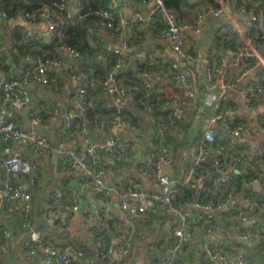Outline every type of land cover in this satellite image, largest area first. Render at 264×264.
I'll use <instances>...</instances> for the list:
<instances>
[{"label": "crops", "instance_id": "crops-1", "mask_svg": "<svg viewBox=\"0 0 264 264\" xmlns=\"http://www.w3.org/2000/svg\"><path fill=\"white\" fill-rule=\"evenodd\" d=\"M126 3L123 20H116V31L112 34L108 28H97L87 39L89 51L82 60L69 54L62 57L63 66L53 69L55 81L42 84L34 80L28 87L29 102L21 110L9 107L8 117L16 126L23 129L36 128L47 137L53 146L58 145L59 133L64 124V114L68 111L80 112L79 98L73 90L82 85L77 75L84 70L99 83L101 78L97 71L100 67L109 66L116 49H122L123 41L128 47L123 49V66L127 72L145 70L152 73L151 92L156 100L164 98H180L187 101L188 108L179 122L171 120L167 128L166 138L161 141L150 115L137 105L132 98H125L123 106L136 118L132 129L115 128L114 119L109 113L96 111L95 120L90 128L81 132L80 119L75 120L76 133L70 136L64 147L80 149L94 146L106 169V180L112 186L126 189L139 184L145 192L158 191L161 186L148 175L141 164L149 160L150 152L155 154L151 162L160 159L159 148L168 146L173 153V162L164 166L163 174L175 185L178 192L175 203L180 212L188 211L197 216L199 225L191 238L185 239L176 252L172 230L179 220V214H169L164 206L149 199H136V203L144 206L147 218H132L117 203L116 196L107 200L97 192L87 179L84 171L72 168L68 158L54 152L48 156H33L29 147L17 141L1 142L0 148L9 145L14 151L28 159L34 165L29 176L21 177L10 174L13 184L21 185L32 196V210L28 228L22 227L23 219L15 209V203L9 202L0 211V264H45L46 246L62 247L72 243L82 251V255L72 253V264H113L116 260L114 251L111 256L103 257L99 243L112 245L115 250L133 233L132 249L127 257V264H162L166 259L174 257L176 264H238L243 257L246 264H264V100L244 99L241 91L247 85L257 87L264 84V65L257 62L264 58V46L255 45V50L247 59L240 60L236 51L237 38L222 34L219 28L224 23L235 21L247 23L246 16L237 10L242 0H212L227 3L230 9L223 15L208 14L200 32H186L187 48L191 52L189 60H183L170 46L164 33V25L160 18H149L152 0H119ZM194 6L183 8L179 13L180 21L191 22L199 11L208 3L207 0H193ZM79 0H70L69 9L79 10ZM137 14L144 19L139 20ZM21 34L17 41L14 31ZM45 32L42 40L29 42L26 35L29 31ZM244 33V37L246 33ZM53 32L49 33L45 21L29 22L21 16L0 23V68L11 64L19 75L32 66V58L54 56L56 43ZM12 50L18 59L10 53ZM164 54L166 63L160 62ZM73 59V60H72ZM207 60L219 67L211 88L206 77ZM171 61H176L185 69L191 79L195 97L190 98L186 87L175 80ZM245 68L251 72L235 87L226 88L227 81L234 80ZM92 74V76H91ZM101 95L102 91L99 92ZM219 97L232 113L228 119L243 126L242 133L235 138L224 137L221 124L211 125L209 115L212 106L208 102V94ZM92 106L93 96L89 95ZM2 98L0 93V99ZM51 105L58 111L55 119H50ZM40 114L43 121L37 125L32 122L31 114ZM208 128L215 131L217 141L209 150L207 167L210 173L194 188L181 184L194 153L197 141ZM120 135L123 143L130 150L127 158L115 160L111 154L102 149L101 144L109 136ZM222 160L221 167L215 165L217 159ZM233 174L235 198L224 200L225 191L215 188L216 177ZM0 171V183L4 177ZM256 177V182L250 179ZM54 198H61L67 203L78 204L77 211L48 214L47 210ZM224 200L221 209L215 210L211 221L213 232L208 239L203 236V222L206 211L196 207L197 202H218ZM249 215L257 220L253 229L242 216ZM66 222V223H64ZM10 231L9 246L5 250L1 246V233ZM33 230L42 234L43 246L34 254L24 247L26 236ZM225 237H221V235ZM206 244L222 248L226 259L214 261L205 251Z\"/></svg>", "mask_w": 264, "mask_h": 264}, {"label": "built area", "instance_id": "built-area-1", "mask_svg": "<svg viewBox=\"0 0 264 264\" xmlns=\"http://www.w3.org/2000/svg\"><path fill=\"white\" fill-rule=\"evenodd\" d=\"M148 0H142L143 3ZM152 8L149 12V18H160L164 25V33L168 38L173 51L177 53L181 59L189 60L191 52L187 48L186 32L197 33L203 28L204 22L208 14L223 15L228 12L230 5L227 3L217 4L208 3L196 15L191 22L185 23L180 21L179 12L169 7L165 0H152ZM237 10L246 16L247 23L235 21L233 24L224 23L219 28L222 34L235 36L237 40L236 51L240 60L247 59L254 52L255 45L264 46V0H242L237 4ZM126 8L125 2L119 0H111L108 8H101L93 12H87L80 18L87 19L85 26L87 33L91 36L97 28H108L112 34L115 33L116 20H123V12ZM56 12H62L67 18L73 19L74 14L69 9V0H56L53 3H43L38 8L22 13L24 18L29 22L45 21L49 33L54 32L56 28ZM139 20L144 18L137 14ZM3 20H12L10 14L0 6V23ZM246 36L244 37V33ZM46 33L36 30L28 32L27 37L32 41H39L45 37ZM128 47L127 41H123L122 49H116L115 54L123 55V49ZM65 54L71 55L79 61L83 59L81 52L74 46L62 43L56 47L54 56H39L32 58V66L24 73L19 75L13 65L8 64L5 68H0V141L11 142L17 141L26 144L33 156H48L54 152L68 158V163L72 168H77L84 171L87 179L93 184L97 192L110 200L112 196H116L118 205L127 212L132 218H147L146 208L134 200L149 199L153 202L164 206L169 214L178 213L179 220L173 227L172 234L174 243L172 246L173 253L177 251L179 246L185 239L191 238L195 233V227L199 225L197 216L192 215L188 211L180 212L179 206L175 203V196L178 192V186L173 184L164 174L163 168L173 162V153L166 145H161L159 148L160 159L158 162L153 160L155 154H148L149 160H144L141 167L144 171L156 180L161 188L154 192H145L140 188L139 184H135L126 189H119L106 180V169L101 164L100 157L94 146L86 148L74 149L64 147L65 141L76 133L74 127L75 120L81 121V132L88 130L87 121L84 118L86 113L85 97L87 89L92 86V79L84 70H79L77 75L82 80V85L73 90V95L79 98L80 112L68 111L64 114V124L59 133V141L57 146H53L46 136L41 134L35 127L31 129H23L16 126L15 122L8 117L9 107L16 110H21L29 102L28 87L37 80L42 84H48L55 81L53 69H59L63 66L62 57ZM161 63H166L167 59L164 54L160 57ZM206 77L210 82L211 88L215 87L213 79L220 71L219 67L212 65L210 60H207ZM264 65V58L260 57L257 62ZM122 66L121 59L117 60L115 65L111 67L105 79L101 82L102 94L105 96H113L115 104H121L128 94V89L121 84L116 77L117 70ZM171 68L174 71V78L177 82L182 83L188 92L190 98L195 97V92L192 88L191 79L187 71L180 67L176 61H171ZM251 68H245L242 72L231 81L224 84L226 88L235 87L241 82L250 72ZM143 85L147 92L140 101L144 111L150 115L151 122L155 125L157 135L161 141L166 138L168 123L166 116L174 122H179L183 119L184 113L188 108L187 101L180 98H169L166 100H154L151 92L152 73L141 70L139 73ZM208 102L212 106V112L209 115V123L213 126L221 124L224 137L232 139L238 137L242 131L241 124H235L228 119L232 110L226 106L223 100L213 94H208ZM241 96L244 99H254L258 102L264 100V84L254 87L247 85L241 91ZM119 106V105H118ZM50 111V119H55L58 116V111L51 105L46 106ZM117 115L114 119L115 128L132 129L133 124L126 119L121 107L117 108ZM166 115V116H165ZM32 122L37 125L43 121L40 114H31ZM173 123V122H171ZM217 141V136L214 130L208 128L203 136L197 141L194 153L190 157L187 173L181 184L188 185L194 188L202 181L209 173L207 160L209 150ZM102 149L111 154L115 160H123L128 157L130 150L123 143L120 135L109 136L101 144ZM222 160L219 158L215 161L217 167H221ZM34 169V165L28 159L21 156L18 151H14L9 145H4L0 148V171L4 172V177L0 183V211L3 210L9 202L15 203V209L20 212L23 219L22 227L28 228L29 217L32 210V196L29 191L25 190L21 185L13 184L10 181L9 175L16 174L21 177L29 176ZM237 178L233 174L216 177L214 180L215 188L218 191H225L226 198L230 200L235 198L234 181ZM250 181L256 182L257 178L252 177ZM224 200L218 202H197L196 207L206 211L203 222V236L208 239L213 232V224L211 223L215 210L221 209L224 205ZM78 204H70L61 198H54L47 210L48 214H56L60 212L77 211ZM242 220L247 222L250 229H253L257 224L256 218L244 215ZM66 223V222H64ZM225 237V235H221ZM1 246L7 249L10 241V231L3 230L1 233ZM261 239L264 242V233L261 234ZM134 234L131 233L126 240L116 250L112 245L99 243L101 255L109 257L116 251V260L113 264H127V257L132 249ZM43 246L42 234L38 230L31 231L24 240V247L29 253H36ZM47 256L43 259L45 264H72L70 255L76 253L82 255V251L78 250L72 243H67L62 247L46 246ZM205 251L214 261L226 259V253L222 248L206 244ZM162 264H176L174 257L166 259ZM238 264H246L243 257L239 258Z\"/></svg>", "mask_w": 264, "mask_h": 264}, {"label": "trees", "instance_id": "trees-1", "mask_svg": "<svg viewBox=\"0 0 264 264\" xmlns=\"http://www.w3.org/2000/svg\"><path fill=\"white\" fill-rule=\"evenodd\" d=\"M54 1L56 0H0V6L10 14L12 19H16L18 16H21V14L26 10L32 11L38 8L43 3H53ZM79 1H80L79 10L73 12L74 14L73 19L67 18L62 12H56L55 19L57 25L53 32V37H54L53 40L57 44L56 47L62 43L70 44L75 48H77L81 52V54L85 57V54L89 51L87 39L90 38V36L88 35L87 30L85 28L87 24V19L80 18V16L87 12H93L101 8H108L111 4V0H79ZM207 1H209L210 3H215L212 0H207ZM165 3L169 7L176 9L179 13L182 12L183 8H189L195 5L193 0H165ZM216 3L220 4L221 1H218ZM69 4H70V0H69ZM13 35L15 39H17V41L21 40L22 36L21 34H19L18 30L14 31ZM25 38H27L29 42H36L29 40L27 35ZM10 53L15 59H18V57L12 50H10ZM111 58L112 60L109 66L100 67L99 70L97 71L99 77L101 78L100 82L95 84L92 83V86L88 88L86 92V97H85L86 113L83 119L87 121L88 129L90 128V123H93L95 120H98L97 117H95L96 111H100L102 113H109L110 117L112 119H115L116 117H118L116 112L118 107H121L127 120H129L132 124H136V118H133L132 116V109L129 112L126 111V106L125 108L123 106L124 101L121 104H115V102H113V96H105L99 93L100 89L102 88L101 82L105 79L111 67L115 65L116 61L119 59H121L122 61L123 56L114 54ZM2 61H3L2 58H0V64H2ZM3 68H5V66ZM140 72H136V73L127 72L122 62V66L116 72V77L117 80L121 84L125 85V87L128 89L127 98L131 97L132 101H135L137 105L144 110V108L140 104V101L147 92V89L143 85L142 79L139 75ZM89 95L91 97L93 96L94 98V102L92 106L89 103V98H90ZM152 96L153 99L156 100L155 98L156 95H152ZM166 99L167 98H164V100ZM165 119L168 123V126L170 127L171 119H169L167 116ZM81 121L82 120H80L79 129L81 128Z\"/></svg>", "mask_w": 264, "mask_h": 264}, {"label": "water", "instance_id": "water-1", "mask_svg": "<svg viewBox=\"0 0 264 264\" xmlns=\"http://www.w3.org/2000/svg\"><path fill=\"white\" fill-rule=\"evenodd\" d=\"M72 60H73V59H72ZM113 102H115V100H114V99H113ZM114 254H115V256L117 255V254H116V252H115Z\"/></svg>", "mask_w": 264, "mask_h": 264}]
</instances>
